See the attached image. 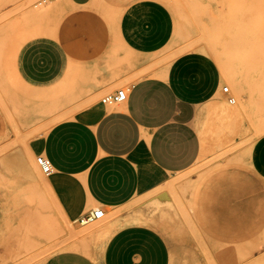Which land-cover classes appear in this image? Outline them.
I'll return each mask as SVG.
<instances>
[{"label":"rangeland","instance_id":"1","mask_svg":"<svg viewBox=\"0 0 264 264\" xmlns=\"http://www.w3.org/2000/svg\"><path fill=\"white\" fill-rule=\"evenodd\" d=\"M59 1L0 0V264H43L60 251L81 252L100 264L107 236L129 225H113L124 206L90 224L67 219L48 183L42 182L46 174L36 161L42 154L30 148L31 140L52 125L75 117L87 95L74 76L53 85L49 98L47 88L25 84L16 64L5 60L6 54L17 57L21 46L50 21L68 33L85 29L70 24L79 19L61 17ZM131 1L94 0L89 17L103 23L98 32L111 39L105 55H121V64L126 59V70L132 69L96 100L151 75L152 69H170L182 95L198 102H224L230 117L222 129L223 142L212 145L207 157L185 171L156 174L129 204L142 205L163 191L174 202L178 221L173 233L151 227L167 246L168 264H264V36L260 41L259 0H135L140 3L128 8ZM135 15L167 18V42L147 57L134 58L119 37L122 18ZM231 65L244 70L252 93L246 110L224 74ZM11 74L15 87L9 82ZM76 93L79 97L72 99ZM67 96L68 103L55 105ZM65 110L69 113L62 115ZM97 227L108 231L82 237ZM80 242L86 248L76 246Z\"/></svg>","mask_w":264,"mask_h":264},{"label":"crops","instance_id":"2","mask_svg":"<svg viewBox=\"0 0 264 264\" xmlns=\"http://www.w3.org/2000/svg\"><path fill=\"white\" fill-rule=\"evenodd\" d=\"M139 3L134 0L127 6ZM93 4L94 0L59 1L61 17L79 19L81 22L70 24H81L85 29L68 33L50 21L21 46L17 57L12 54L10 59L6 54L5 59L16 64L25 84L47 88L49 98L53 85L74 76L87 90L75 117L58 121L30 142L31 151L52 164L53 171L45 179L63 215L74 222L93 208L117 211L158 173L191 168L207 157L212 145L223 142L222 129L230 117L224 102H198L182 95L171 81L170 69L168 78L147 75L135 80L126 87L124 102L112 101L117 89L96 100L100 92L121 82L132 69L126 70V59L121 64V55H105L111 39L98 32L103 23L89 17ZM67 6L80 11L73 14ZM166 21L162 16L123 17L121 42L134 58L152 55L167 42ZM10 77L15 87L14 75ZM32 98L36 103V94ZM99 263L168 264L167 246L151 227L119 226L108 238ZM43 264L96 263L84 253L60 251Z\"/></svg>","mask_w":264,"mask_h":264},{"label":"bare ground","instance_id":"3","mask_svg":"<svg viewBox=\"0 0 264 264\" xmlns=\"http://www.w3.org/2000/svg\"><path fill=\"white\" fill-rule=\"evenodd\" d=\"M263 27H264V0H259V40L260 41L264 36V30L262 31ZM150 74L154 76L166 78L169 75V71L167 69H152L150 70ZM224 74H226L227 77L230 79V83L237 93L238 99L240 101V105L243 106L244 108L243 107L242 108L246 110V108L248 107V103L250 102L252 93L250 95L251 91L248 90L249 88L246 82V76L244 70L234 65L233 66L231 65L225 69ZM91 84L93 85V83ZM78 97L79 95L76 93L72 97V99L74 98L77 99ZM69 100H70L69 96H67V100L58 98L57 102L55 101V105L60 107L68 103ZM68 113L65 110L64 112H62V115H67ZM42 179H43L42 182L47 184L46 179L45 178ZM47 187H49V184ZM121 219L123 220L121 221ZM176 221H178V213L176 212L174 202L163 191L142 205H140L138 202H135L134 204L128 203L127 205H125L120 211H118L115 214V217L113 218V225H116L118 223H125L129 225H144L148 227L153 226L159 229L163 234H172L173 233L171 232L173 228L172 225H174ZM105 230L106 227L104 228L97 227L96 229L91 230V232L88 235L83 234L82 237L88 238V236L91 235H98L99 233L104 232ZM110 235L107 236L105 242H107ZM72 236H74V234ZM80 243L81 244H77L76 246L80 248H86V246L83 245L82 242Z\"/></svg>","mask_w":264,"mask_h":264},{"label":"built area","instance_id":"4","mask_svg":"<svg viewBox=\"0 0 264 264\" xmlns=\"http://www.w3.org/2000/svg\"><path fill=\"white\" fill-rule=\"evenodd\" d=\"M47 0H42L45 2ZM57 1V0H53ZM223 91L227 93L229 91L228 86L223 87ZM128 96L127 88H118L116 92L112 94V101L115 103H121L126 101ZM230 103H234L233 98H229ZM37 164L41 168V170L46 174L49 175L53 171V166L50 161L43 155H38L36 158ZM105 216V210L103 208H93L86 213L82 214L79 218L75 220L76 223L81 225L90 224L95 222L96 220L102 219Z\"/></svg>","mask_w":264,"mask_h":264}]
</instances>
